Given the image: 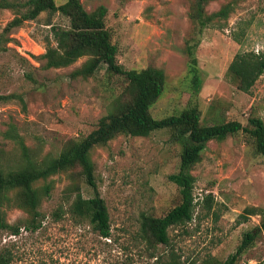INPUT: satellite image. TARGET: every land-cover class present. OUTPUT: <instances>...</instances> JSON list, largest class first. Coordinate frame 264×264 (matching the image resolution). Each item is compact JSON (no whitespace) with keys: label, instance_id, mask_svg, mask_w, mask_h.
<instances>
[{"label":"rangeland","instance_id":"374dc122","mask_svg":"<svg viewBox=\"0 0 264 264\" xmlns=\"http://www.w3.org/2000/svg\"><path fill=\"white\" fill-rule=\"evenodd\" d=\"M81 2L88 11L107 8L106 24L125 69L151 66L165 72L164 93L151 108L155 119L196 105L204 125L237 120L248 126L252 117L264 121V74L245 92L228 73L237 54L264 51V0H243L226 26L202 31L190 19L193 0ZM223 3L212 2L207 11H217ZM13 18L12 10L0 9V33ZM69 25L60 13L44 12L14 29L7 51L0 54V97L18 96L0 98V146L10 158L18 157L19 151L3 136L9 125L17 127L40 157L57 156L68 141L97 129L127 86L124 76L109 77L105 67L89 79L72 78L86 57L66 68H44L41 57L52 38L51 27ZM188 43L195 47L201 81L197 85L190 72ZM181 152L166 129L146 137L120 135L94 148L91 158L98 192L110 212L111 238L99 236L88 224H77L68 214L54 216L61 207L68 210L76 194L72 184L85 198L95 196L77 169L71 172L75 180L71 173H61L48 181L53 189L41 207L42 228L22 230L18 236L0 231V253L10 251L11 264H168L171 253L179 264H222L236 252L244 234L263 223L264 156L245 132L209 142L192 168L197 203L193 221L170 229L169 246L151 248L139 237L141 216L162 217L181 203L179 188L169 180L179 172ZM6 212L13 225L27 218L16 208ZM238 264H264V231Z\"/></svg>","mask_w":264,"mask_h":264},{"label":"trees","instance_id":"16d2710c","mask_svg":"<svg viewBox=\"0 0 264 264\" xmlns=\"http://www.w3.org/2000/svg\"><path fill=\"white\" fill-rule=\"evenodd\" d=\"M215 1L217 0H193L190 19L198 27L197 31L209 26H226L231 14L243 0H225L217 11L209 13L207 7ZM0 9H9L14 13V18L0 33V54L7 51L9 35L14 29L36 20L44 12L60 13L69 20L70 25L51 27L52 38H48L46 52L41 57L45 60L44 68H66L86 57L82 66L70 74L72 78L89 79L105 67L109 77L120 75L127 80V86L115 100L114 108L100 119L97 129L85 138L68 141L57 156L48 154L40 157V154L26 144L17 127L9 125L3 136L14 143L19 155L10 158L0 146V231H9L18 236L22 230L36 232L42 228L44 217L41 207L43 201L51 196L53 189L52 182L48 181L58 174L80 169L78 174L95 190V196L85 198L80 187L72 184L70 189L76 194L68 210L61 207L54 216L58 219L68 214L77 224H88L99 236L111 238L110 212L105 199L98 192L92 150L107 145L120 135L146 137L155 131L166 129L171 133V140L182 147L179 172L169 176V180L179 188L181 203L162 217L143 214L139 237L151 248L169 246L170 229L194 219L197 203L194 197L196 178L192 174V168L200 162L209 142L224 141L230 136L245 132L254 143L257 153L264 156V121L259 117L249 118L248 126L237 120L204 125L200 109L193 105L175 115L155 119L151 108L164 93L166 74L163 69L151 66L142 70H127L119 63L118 47L106 24L108 10L105 6L88 11L81 0H67L62 5H57L56 0H0ZM194 48L188 43L186 53L192 63L190 72L194 75L193 82L197 85L201 81L197 75ZM228 73L240 89L250 91L264 74V51L237 54ZM30 78L34 80L32 76ZM0 98L11 100L18 96L10 94ZM71 178L75 180V174L71 173ZM6 208H16L24 212L27 218L13 225L7 219ZM262 214L264 217V212ZM262 231L264 219L261 227L244 234L236 252L222 264H238ZM171 254L173 259L168 264H179L174 253ZM12 261L10 251L0 253V264H11ZM211 264L221 263L212 261Z\"/></svg>","mask_w":264,"mask_h":264}]
</instances>
